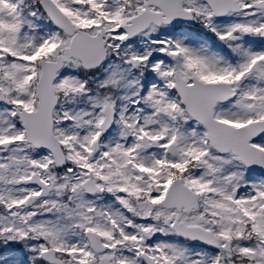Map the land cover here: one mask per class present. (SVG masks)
I'll use <instances>...</instances> for the list:
<instances>
[{"label":"snow or ice","instance_id":"obj_1","mask_svg":"<svg viewBox=\"0 0 264 264\" xmlns=\"http://www.w3.org/2000/svg\"><path fill=\"white\" fill-rule=\"evenodd\" d=\"M0 264H264V0H0Z\"/></svg>","mask_w":264,"mask_h":264}]
</instances>
